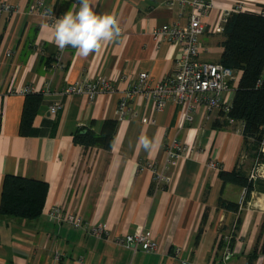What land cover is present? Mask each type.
Returning <instances> with one entry per match:
<instances>
[{
    "label": "crops",
    "instance_id": "crops-1",
    "mask_svg": "<svg viewBox=\"0 0 264 264\" xmlns=\"http://www.w3.org/2000/svg\"><path fill=\"white\" fill-rule=\"evenodd\" d=\"M6 1L16 8L0 11V204L7 174L45 181L49 189L37 218L0 213V264H264V178L241 203L245 187L220 176L221 170L240 168L250 177L255 167V152L237 123H229L220 108L198 106L193 121L180 128L182 104L168 101L157 111L153 99L143 95L131 101L126 118H119L122 91L141 71L158 81L175 69L180 44L155 38L153 30L164 23L185 26L190 8L169 0H95L97 14L118 18L123 42L81 58L76 49L60 51L49 42L50 30L41 25L51 23L36 0ZM45 3L60 17L79 8V0ZM237 3L264 11V0H217L203 19L201 59L220 61L224 35L215 25L222 9ZM235 73L231 98L241 77V71ZM102 76L117 85L116 92L92 101L83 94L61 93L68 83ZM28 86L41 100L23 134ZM55 102L61 107L52 113ZM107 120L116 122L109 148L75 141L80 131L101 133ZM142 135L157 142L151 156L138 147ZM172 137L187 148L171 166V181L156 187L147 163L164 164ZM221 198L239 203V209L221 206ZM54 205L82 215L91 225L104 224L109 235L96 237L85 228L52 221L48 212ZM140 228L157 240L156 250L134 251L116 243V236ZM228 242L234 255L226 260ZM176 247H181L178 256Z\"/></svg>",
    "mask_w": 264,
    "mask_h": 264
},
{
    "label": "built area",
    "instance_id": "built-area-1",
    "mask_svg": "<svg viewBox=\"0 0 264 264\" xmlns=\"http://www.w3.org/2000/svg\"><path fill=\"white\" fill-rule=\"evenodd\" d=\"M217 0H169L174 4L180 2L190 8L189 21L185 26L176 23H164L154 28L153 35L157 39H166L180 44V52L175 61V69L166 75L162 80L155 81L150 78L147 71H141L136 81L132 82L122 91L118 103L119 118H126L131 112V101L143 95L151 97L154 101L155 109L161 111L168 101L182 104V117L179 127L194 119V111L198 106H204L208 110L220 108L224 117L229 123H237V129L243 133L244 121L235 119L229 114L232 109L230 91L231 82L235 78L236 70L220 61H208L201 59V53L206 49L202 35L206 31L203 22L211 10L216 6ZM36 6L41 9L49 23L60 18L58 12L48 7L45 0H36ZM15 5L6 0H0V11L12 12ZM243 3H237L233 7L223 8L222 16L216 23V30L222 31L228 15L232 12L245 11ZM264 15V11L260 12ZM117 85L107 77H96L94 79H84L68 83L61 93L83 94L89 100H94L101 93H112L117 91ZM33 87H26L25 92L32 91ZM48 90V88L46 89ZM61 104L55 102L50 106L52 113H57ZM147 121V118H144ZM186 145L177 137H172L167 144V156L164 164L158 168L154 160L147 163V167L154 173L156 187H163L171 181L170 169L175 160L186 151ZM264 156V136L259 145V154L256 158L255 167L250 173L251 179L264 176V163L260 162ZM215 165V163H212ZM247 189L245 188L240 202L244 203ZM48 217L52 221L66 222L74 227H82L87 232L96 237H105L109 231L104 224L91 225L82 215L65 211L62 207L54 205L48 212ZM232 238V234L227 236ZM116 243L131 247L134 251H153L158 247V242L150 236L149 231L140 228L134 233L118 235ZM230 242L225 246L223 257L228 260L233 257L234 250L230 247ZM181 247H176L174 254H180ZM82 258L77 259V263ZM182 264H188L183 260Z\"/></svg>",
    "mask_w": 264,
    "mask_h": 264
},
{
    "label": "trees",
    "instance_id": "trees-1",
    "mask_svg": "<svg viewBox=\"0 0 264 264\" xmlns=\"http://www.w3.org/2000/svg\"><path fill=\"white\" fill-rule=\"evenodd\" d=\"M224 40L220 62L241 71L234 90L232 109L235 119L244 121L243 134L250 146L258 148L264 136V15L255 11L232 12L222 30ZM39 93H27L21 119V133L29 132L40 104ZM116 128L115 120H107L101 133L77 132L75 141L91 146L111 145ZM224 182H232L247 189L246 200L256 188L257 179H251L240 168L221 170ZM49 185L47 182L18 174L4 178L0 213L8 216L37 218L44 209ZM219 204L227 209L238 210L240 204L220 199ZM264 249V242L262 245Z\"/></svg>",
    "mask_w": 264,
    "mask_h": 264
},
{
    "label": "clouds",
    "instance_id": "clouds-1",
    "mask_svg": "<svg viewBox=\"0 0 264 264\" xmlns=\"http://www.w3.org/2000/svg\"><path fill=\"white\" fill-rule=\"evenodd\" d=\"M95 0H79L78 10L70 9L51 25L44 23L41 29L51 33L50 43L60 51L67 47L76 49V54L87 58L91 54H99L108 44L123 42V30L115 14H97ZM155 139L142 135L138 139V147L149 156L157 148Z\"/></svg>",
    "mask_w": 264,
    "mask_h": 264
},
{
    "label": "rangeland",
    "instance_id": "rangeland-1",
    "mask_svg": "<svg viewBox=\"0 0 264 264\" xmlns=\"http://www.w3.org/2000/svg\"><path fill=\"white\" fill-rule=\"evenodd\" d=\"M249 148H251V150L255 152V157H254V160H255L257 158L258 154H259V147L258 148H254L252 146V147H249ZM263 160H264V156L261 157L260 162H262ZM258 178H264V176H260Z\"/></svg>",
    "mask_w": 264,
    "mask_h": 264
}]
</instances>
